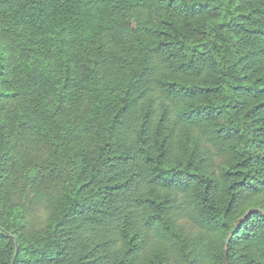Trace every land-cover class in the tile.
<instances>
[{"label": "trees", "instance_id": "16d2710c", "mask_svg": "<svg viewBox=\"0 0 264 264\" xmlns=\"http://www.w3.org/2000/svg\"><path fill=\"white\" fill-rule=\"evenodd\" d=\"M147 253L264 264V0H0V264Z\"/></svg>", "mask_w": 264, "mask_h": 264}, {"label": "rangeland", "instance_id": "374dc122", "mask_svg": "<svg viewBox=\"0 0 264 264\" xmlns=\"http://www.w3.org/2000/svg\"><path fill=\"white\" fill-rule=\"evenodd\" d=\"M221 161H224V159L222 158ZM178 195H179L180 199H182V200L185 198L183 193L178 192ZM179 226L182 227V229L184 231L190 230V231L195 232L198 230V227L188 218H185V219L182 218V220L179 221ZM174 260L175 259H173V264H175V262H176V261L174 262ZM151 262H152V258H148V253H147V258L145 260V264H152Z\"/></svg>", "mask_w": 264, "mask_h": 264}]
</instances>
